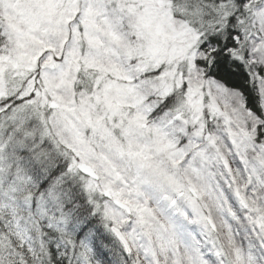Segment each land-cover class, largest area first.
Masks as SVG:
<instances>
[{"label": "snow or ice", "instance_id": "obj_1", "mask_svg": "<svg viewBox=\"0 0 264 264\" xmlns=\"http://www.w3.org/2000/svg\"><path fill=\"white\" fill-rule=\"evenodd\" d=\"M0 264H264V0H0Z\"/></svg>", "mask_w": 264, "mask_h": 264}]
</instances>
